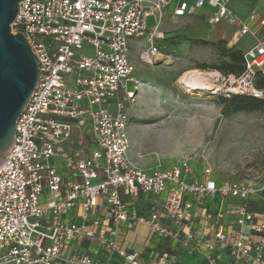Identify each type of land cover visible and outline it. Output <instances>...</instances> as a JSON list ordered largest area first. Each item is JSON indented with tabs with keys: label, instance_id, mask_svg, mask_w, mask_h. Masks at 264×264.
<instances>
[{
	"label": "built area",
	"instance_id": "obj_1",
	"mask_svg": "<svg viewBox=\"0 0 264 264\" xmlns=\"http://www.w3.org/2000/svg\"><path fill=\"white\" fill-rule=\"evenodd\" d=\"M229 2L21 1L11 28L24 34L40 76L0 164V264H104L79 248L85 242L117 251L127 264H182L178 250L202 251L204 264H226L223 254L231 256L230 264H264V183L217 184L211 167L197 172L187 161L147 172L129 155L128 105L139 87L132 77L131 44L144 43L138 56L146 64L178 59L157 45L168 12L179 18L201 11L211 26L236 25L229 47L247 33L256 37ZM148 17L155 18L151 31ZM257 22L264 26V14ZM243 53L241 74L215 70L220 95L263 100L258 82L264 78V37ZM127 80L134 81L135 91L125 87ZM149 196L162 199L147 213L136 212V202ZM219 197L228 203L216 214L204 205L198 232L190 213L194 201ZM134 223L146 224L172 247L144 261L118 247L120 229Z\"/></svg>",
	"mask_w": 264,
	"mask_h": 264
},
{
	"label": "rangeland",
	"instance_id": "obj_2",
	"mask_svg": "<svg viewBox=\"0 0 264 264\" xmlns=\"http://www.w3.org/2000/svg\"><path fill=\"white\" fill-rule=\"evenodd\" d=\"M250 1L230 0L228 7L239 19L245 20L253 6ZM205 15L206 12L199 11L176 18L167 13L161 24L163 39L157 45L162 53L171 52L178 59L170 62L157 59L146 64L138 56L144 43L130 46L134 59L132 77L140 79L138 93L128 105L134 159L149 169H167L187 161L201 172L208 165L213 170L210 177L217 184L225 179H239L261 186L264 183V108L223 114L217 100L223 86L219 80L215 81V70L199 68L202 63L213 65L220 61L218 46L211 44L224 41L229 47L231 34L238 27L226 23L211 26ZM154 23V17L146 19L147 31L152 30ZM256 37H264V26ZM256 37L247 33L233 46L245 52L256 43ZM185 72H191L189 76L194 79L200 77L207 87L185 86L180 81ZM125 87L135 91L134 81L127 80ZM147 235L152 243L158 238L146 230L143 237ZM134 248H142L140 240ZM109 254L112 264H122V257L115 251Z\"/></svg>",
	"mask_w": 264,
	"mask_h": 264
},
{
	"label": "water",
	"instance_id": "obj_3",
	"mask_svg": "<svg viewBox=\"0 0 264 264\" xmlns=\"http://www.w3.org/2000/svg\"><path fill=\"white\" fill-rule=\"evenodd\" d=\"M21 1L0 0V164L15 142L16 119L40 76L38 58L24 34L11 28Z\"/></svg>",
	"mask_w": 264,
	"mask_h": 264
},
{
	"label": "crops",
	"instance_id": "obj_4",
	"mask_svg": "<svg viewBox=\"0 0 264 264\" xmlns=\"http://www.w3.org/2000/svg\"><path fill=\"white\" fill-rule=\"evenodd\" d=\"M248 1H250V0H248ZM250 3L254 7L252 6V8L249 12L250 13L254 12L255 18L253 20L247 18V19L243 20V22H246L247 25L253 31L258 33L262 26H259V23L257 21L260 18V15L264 14V12H263L264 0H256L255 3L250 1ZM248 16H249V14H248ZM132 46H136V44H132ZM132 53H133V51L130 50V56H132ZM132 60L134 61L133 56H132ZM138 81H140V79ZM139 87L136 90V93H138ZM128 133H129V138H130L129 155L132 157V159H134V155H133L132 148H131V133H130L129 128H128ZM141 168H143L147 172H150V171H153L159 167L149 169V168H144L142 166ZM185 198L187 199L188 195H186ZM161 199H162V196H160V198H158V199H156L154 197H150V196L149 197H142L138 202H136V204L133 207H134V209H136V212H138V213H141V214L147 213L148 211H150L154 208V205H157L158 202L160 203ZM255 199H257V197L253 198V200H255ZM227 203H228V201L224 198H221V197L216 198V199H207L204 202H199V201L195 200L193 203V207H192L193 209L190 212L191 215L193 216V219H194L195 229L198 232H201L203 230L204 219H203V214H202V208L204 207V205H206V207L210 213L216 214L218 211L224 209L225 205ZM228 219L229 218L227 217V215H225L223 218V222H226ZM208 223L210 224L211 220H209ZM146 230H147V232L149 231L151 233L149 227L146 224L134 223L128 227L123 226L120 229L118 236L116 238V240L118 241V247L126 249L128 251L129 250L136 251L138 253V255H140V257L143 261L148 260L152 256V254L159 252V250L169 249L172 247L171 243L169 241H164L160 237L157 239L155 238L156 240L152 243V240L150 241L147 238L148 235L143 237V232H145ZM137 240H140L141 244H142V248L139 250L137 248H134V245L136 244ZM134 241H136V242H134ZM79 248L80 249H82V248L86 249L87 248L89 250V252L92 254V256L96 257V259L99 260L101 263L112 264L110 262V260H111L110 254L108 252L99 251L98 248L96 247V245L93 243L92 244H90L88 242L82 243V245L79 246ZM115 252L117 253V251H115ZM178 254H179V260L182 264H204V256L202 254V251L201 252H191L190 254L183 253L181 255L179 253V250H178ZM118 256H120V255L118 254ZM120 257H122V256H120ZM232 261L233 260H232L230 255H228V254L222 255V262L223 263L230 264V262H232ZM122 264H127V262L125 261V259L123 257H122ZM237 264H247V263L238 262Z\"/></svg>",
	"mask_w": 264,
	"mask_h": 264
},
{
	"label": "trees",
	"instance_id": "obj_5",
	"mask_svg": "<svg viewBox=\"0 0 264 264\" xmlns=\"http://www.w3.org/2000/svg\"><path fill=\"white\" fill-rule=\"evenodd\" d=\"M208 44L207 41H202ZM217 45L221 59L218 63L213 65L200 64L199 68L203 70H218L224 75H239L244 71L243 66V51L235 48L234 46L226 47L224 41L212 43ZM260 86L264 85V78L258 82ZM217 100L222 106L223 114H232L241 110H260L264 108V99H255L251 96H244L232 94L230 97L217 95ZM250 205V204H249Z\"/></svg>",
	"mask_w": 264,
	"mask_h": 264
},
{
	"label": "bare ground",
	"instance_id": "obj_6",
	"mask_svg": "<svg viewBox=\"0 0 264 264\" xmlns=\"http://www.w3.org/2000/svg\"><path fill=\"white\" fill-rule=\"evenodd\" d=\"M190 74H192L191 72H185L184 76L181 77L180 81L186 86H196L197 88H201V87H207L205 85H203V83L200 81V77H197L196 79L192 78L191 76H189ZM195 76V75H193Z\"/></svg>",
	"mask_w": 264,
	"mask_h": 264
}]
</instances>
